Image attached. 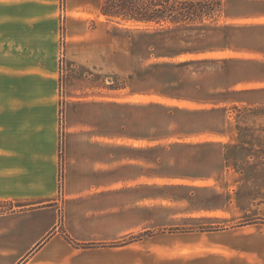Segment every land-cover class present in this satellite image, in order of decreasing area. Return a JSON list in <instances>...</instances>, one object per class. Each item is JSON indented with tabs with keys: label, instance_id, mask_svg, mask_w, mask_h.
I'll return each mask as SVG.
<instances>
[{
	"label": "crops",
	"instance_id": "1",
	"mask_svg": "<svg viewBox=\"0 0 264 264\" xmlns=\"http://www.w3.org/2000/svg\"><path fill=\"white\" fill-rule=\"evenodd\" d=\"M225 2L220 16L204 25L205 40L212 44L197 55L188 54V59H177L182 66L191 64L181 74L182 94L212 100L182 101L211 107L182 108L199 112L189 118L211 115L221 103L264 108V0ZM101 3L0 0V264H156L150 248L124 244L129 237L148 236L145 233L158 228L156 201L151 204L150 195L139 196L137 191L191 188L158 185L157 180H211L228 164V147L223 145L221 161L209 160L200 156V149L219 145L191 141L222 132L157 133V82L151 70L156 58L149 49L139 58L141 67L130 69L123 90L156 99L110 102L101 96L75 102L60 95L62 17L67 27L65 60L86 62L83 55L68 53L72 38L86 44L84 34L69 36L66 31L74 23L83 31L91 11L104 17ZM96 24L101 27L103 22ZM105 32L108 37V29ZM101 46L108 47L106 42ZM99 61L102 64L103 57ZM109 105L121 111L120 131H108ZM93 112L97 122H92ZM125 119L134 121L130 127L139 132L126 127ZM194 149L197 152H190ZM202 168L206 171L200 172ZM245 228L244 259L235 262L264 264V224Z\"/></svg>",
	"mask_w": 264,
	"mask_h": 264
},
{
	"label": "rangeland",
	"instance_id": "2",
	"mask_svg": "<svg viewBox=\"0 0 264 264\" xmlns=\"http://www.w3.org/2000/svg\"><path fill=\"white\" fill-rule=\"evenodd\" d=\"M61 1L63 5V0ZM221 2L222 5L226 4L225 0H221ZM87 14L85 19L90 22L85 24L83 31L75 23L71 24L66 31L69 36L84 34L87 40L85 45L81 44V40L77 38H72L73 40L70 38L73 45H68V53L74 57L83 55L88 59L86 62L65 60L67 50L64 34L67 27L64 26L62 17L59 67L62 74L60 95L63 98L70 96L71 101L76 102L79 100L92 101L103 96L110 102L115 100L130 103L156 99L154 97L131 96L127 89L123 90L129 84L128 75L132 72V68L141 67L139 55L143 50L142 48L138 49L139 44L149 43L153 38L156 39L158 45L156 99L158 133L175 132L183 127L182 117L174 116V114V117L171 116L166 108H211L208 105L198 107L165 96V90L172 91L174 94L180 91L181 74L166 71L164 67L166 62L163 60L165 59V39L170 41L172 38L175 41L176 38L172 36L179 35V32L175 33L176 31L171 30L172 28L169 26L152 24L137 26L140 23L132 22L123 24L109 20L107 17L101 18L93 11ZM98 21L103 22L101 27L97 26ZM101 28L103 29L100 30ZM106 29H108V37H106ZM174 29L177 30V28ZM70 39H68L69 44ZM104 41L108 45L107 49H104V46L102 49L101 43L104 45ZM107 50L108 53L105 54ZM100 57H103L102 64L99 61ZM182 58L188 59L186 56H182ZM179 60L176 59V62ZM122 67L125 68V73H122ZM97 69H100L101 72H97ZM106 87L112 89L107 90ZM221 105V108L213 110L211 115L198 117V119L187 118L189 123L193 121H197V123L193 122V125L185 126L187 131L208 132L215 130L224 134L223 136L202 135L191 139L192 142H207L208 144L214 142L219 145L215 149L208 147L200 149V156L204 159L210 160V158L219 157L221 161L223 145L225 148L228 147V164L220 173V177H213V179L205 181L157 180L158 185H185L191 188L166 189L162 187V189L156 190L152 188L137 191L140 192L139 196L150 195L153 198L151 204L156 201L155 215L158 228L151 233H145L148 236L140 234L129 237L124 241V244H136L142 248H150L153 253L151 261L155 260L156 264H239L235 260L244 259L242 251L245 244V226L264 224V108L251 110L236 107L230 103H221ZM99 108L96 107V110ZM95 113L93 112L92 122H97ZM102 114V132H105L106 112L104 106ZM166 118L172 120L168 122L165 120ZM60 121H64L63 105L60 107ZM133 122L125 119V126H133ZM98 125L100 126V121ZM120 126V109L116 110L109 105L108 131H120ZM130 128L136 133L139 132L136 126ZM62 131H64L63 124ZM190 152L197 151L194 149ZM165 171V169H161L160 174H164ZM199 171L206 170L202 168ZM126 175H128L127 172ZM61 182L60 176V193ZM233 199L236 203L233 202ZM232 202L234 205H229ZM147 204L148 202L144 201L142 203V205ZM217 218L218 220H216ZM259 228L260 226L256 229Z\"/></svg>",
	"mask_w": 264,
	"mask_h": 264
},
{
	"label": "trees",
	"instance_id": "3",
	"mask_svg": "<svg viewBox=\"0 0 264 264\" xmlns=\"http://www.w3.org/2000/svg\"><path fill=\"white\" fill-rule=\"evenodd\" d=\"M222 6L221 0H102L100 12L109 20L117 21L119 23L127 24L128 22H132L141 24H138L137 26H144V24L169 26L172 28L171 30L176 31L175 33L179 32V35L172 36L176 38L175 41H173L172 38L170 41L167 38L165 39V59L163 60L166 62L164 65L166 71L183 74L188 72L191 64H185V66H182L181 62L173 61V59L176 60L182 56H187L188 54L197 55L198 53H201V50L212 44L211 41L205 40L207 38L203 33L208 28L204 27V25L220 16ZM174 28H177V30ZM197 35H200V38H198ZM210 39L213 38L210 37ZM139 46L140 47L138 49L142 48L143 51L144 48L147 51L149 49L150 54L156 58V63L151 66V70H154L153 75L155 76L157 82V41L152 38V41L149 43H141ZM199 47L201 49H199ZM141 54L142 53L140 52V57ZM127 86L128 85H126V87ZM185 89L190 90L188 87H185ZM165 96L177 101L189 100L196 103L212 102L210 98L206 99L203 96H191L189 93H187V95H183L182 85L180 86V91L175 94L172 91L165 90ZM166 111L171 113V116H173V114L174 116L180 115L182 117L181 120L183 127H180V129L175 132L164 133L191 132L185 129V126L190 124L187 121V118L199 114V112L172 107L166 108ZM156 119L158 133V104L156 105ZM165 120H168L169 122L172 119L166 118ZM174 123L176 124L175 121ZM164 133L160 132L158 134Z\"/></svg>",
	"mask_w": 264,
	"mask_h": 264
}]
</instances>
